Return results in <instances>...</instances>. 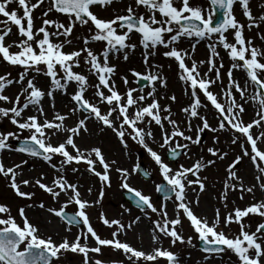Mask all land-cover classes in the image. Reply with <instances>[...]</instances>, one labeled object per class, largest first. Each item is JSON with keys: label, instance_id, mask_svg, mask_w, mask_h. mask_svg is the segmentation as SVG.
I'll use <instances>...</instances> for the list:
<instances>
[{"label": "snow or ice", "instance_id": "obj_1", "mask_svg": "<svg viewBox=\"0 0 264 264\" xmlns=\"http://www.w3.org/2000/svg\"><path fill=\"white\" fill-rule=\"evenodd\" d=\"M116 2L119 0H0V63L17 70L16 76L12 72L0 74V121L7 120L15 129L0 131V153L23 154L53 170L49 183L43 182L47 179L43 172L34 179H22L27 159L11 166L0 159V177L17 198L32 200L35 193L21 189L38 187L60 205L57 209L45 208L43 202L26 204L17 209L18 222L11 207L0 203V264H60L67 252L82 255L83 264H104L95 258L102 255V247L122 252L128 264H158L160 259L166 264H180L176 253L159 245L166 239L173 247L178 244L194 247L193 236L183 235L185 222L202 243L205 261L230 252L238 264H264V222L257 223L254 231L245 222V218L253 216L264 218V199L243 209L228 210L230 192H239L241 200L245 194L255 199L257 190L264 193V147H261L264 145V48L254 46L252 39L244 35L245 27L259 29L264 24V15L254 17L249 0H207L210 7L193 6L191 0H129L122 14L111 19L100 18L93 11ZM237 3L247 25L234 14ZM37 9L39 16L34 15ZM217 15L220 19H215ZM37 19L39 26L35 23ZM77 27H86L87 35H76ZM227 33H231L232 41ZM257 35L264 40L259 31ZM133 36L137 37L138 45L130 42ZM183 41L190 42L191 51L179 47ZM200 42L205 43L208 57L197 62L193 53ZM97 43L102 44L99 51L91 46ZM138 46L143 49L144 71L129 70L137 87H129L127 75H120L121 90L116 84V65L111 61L121 58L128 61L129 54ZM218 49H223L230 62L227 69ZM157 54L175 63L184 94L189 97V103L180 108L181 121L174 118L169 105L159 102L165 97L159 96L157 85L166 89L167 80L162 74L163 66L154 62ZM205 66L206 70L201 72ZM236 71L243 73L241 79L234 77ZM40 77L46 78L44 87L38 83ZM140 81L145 83L140 85ZM216 85L219 92L214 93L212 88ZM13 86L17 90L8 94ZM57 93L68 98L71 106L66 112L56 109ZM167 99L176 102L175 95ZM249 104L256 105L257 110L254 118L245 123V106ZM209 106L214 110L216 126L207 119ZM70 120L72 123H67ZM93 121L99 132L109 130L114 134L126 155L129 140L147 153L161 177V183L155 184V191L161 195L158 207L151 196L128 182L133 174L150 178V173L142 171L140 164L130 170L120 167L115 159L106 158L101 147L81 146L76 142L83 138L82 134H88V123ZM254 128L260 129L258 134L253 132ZM206 130L216 134L212 137L213 145L220 143L219 133H228L230 144H238L240 148V154L227 164L222 191L215 197L225 214L221 216L220 208H216L211 219L197 215L193 208V205L199 207L198 194L206 190L208 178L201 173L217 160L224 161L228 153L207 147V153L214 159L205 160L200 155L193 160L192 146H201V134ZM153 144L161 151L154 150ZM181 156L193 162L188 167L179 164L173 168L171 164ZM244 158L256 173L255 183L250 186L238 173ZM82 166L100 182L99 195L94 201L83 199L79 183L69 179V174L81 173ZM113 170L119 176L120 188L127 191L142 216L124 224L119 219L106 218L101 211L99 221L113 229L108 239L98 235L87 210L101 203L104 187L111 186ZM190 190L197 193L195 199H189ZM91 192L90 187L88 193ZM70 205L75 207L74 213L66 211ZM33 207L45 209L58 218L67 233L73 227L78 228L74 239L64 237L56 241L51 235L41 234L26 214V208ZM121 207L124 213H130L129 208ZM142 218L151 225L153 247L148 252L119 239ZM233 224L238 226L236 233L230 230ZM225 228L229 229L228 233ZM89 238L95 246H89ZM111 264H124V261Z\"/></svg>", "mask_w": 264, "mask_h": 264}, {"label": "rangeland", "instance_id": "obj_2", "mask_svg": "<svg viewBox=\"0 0 264 264\" xmlns=\"http://www.w3.org/2000/svg\"><path fill=\"white\" fill-rule=\"evenodd\" d=\"M35 0H33L34 2ZM122 0H119V2L113 3L111 6L107 7L106 9H100L98 7L93 8V11L98 15V17L103 19H111L115 14H122V10H119L116 12L114 10V6L119 4ZM129 1V0H128ZM191 3L193 6L196 5H202L204 7H210L207 0H191ZM12 7H15V5H12ZM47 3L44 4V8H47ZM249 7L251 9V12L254 17H259L260 15H264V0H249ZM38 15H40V10L37 9L35 11ZM234 14L242 24L247 25L246 18L242 15V10L240 9L238 3L234 6ZM63 19V18H61ZM66 23V21H64ZM36 25L39 26V21H35ZM15 31V29H13ZM260 32L262 35H264V24H261L260 28H252L251 30H248L247 27H245L244 35L247 38H251L253 41L254 46L264 48V40H261L259 36L257 35V32ZM76 35H79L81 37L87 35L88 29L85 27L84 29H80L77 27L75 30ZM228 36L229 41H232V35L231 33L226 34ZM15 37H10L7 39V42H11V39H14ZM130 42L137 43L138 45V39L136 36L132 37V40ZM94 47L97 51H99L102 48V44L97 43L94 45H91ZM180 48H185L191 51L190 42L183 41L180 45ZM66 51L68 49H65ZM220 51V54L224 56V65L225 69L229 67V60L227 59L223 49H218ZM12 51H16L15 48L12 49ZM160 51H163V49H160ZM142 52L143 49L139 46L137 49L129 54V60L124 61L122 58L120 60H112L111 62L116 65L117 73H116V84L117 87L123 90V84L119 80L120 75H127L129 77V87H137V84L132 83L133 77L130 75V69H135L139 72L144 71L143 67V61H142ZM208 56V49L205 46L204 42H200L196 44L195 51L193 53V58L199 62L201 60H206ZM136 59L138 60L139 64L136 62ZM153 62V61H150ZM154 62L157 64L162 65V74L165 76L167 80V88H160L157 85L158 94L159 96H164V99H160L159 102L161 105H169L171 107L172 112L175 114L174 118L178 121H181L183 118V114L180 112V108L186 106L189 103V97L184 94V85L182 82L179 81L176 65L173 61L168 60L164 58L163 56L157 54V56L154 58ZM190 64V62H189ZM171 65V67H169ZM206 70V66L201 68V72ZM5 72H12L13 76H16L17 70L11 68L6 63H0V74H3ZM234 77L236 79H241L243 77V73L236 71L234 72ZM38 83L41 87H44L46 84V78L40 77L38 79ZM225 84H226V77H225ZM214 92H219V85H216L213 87ZM17 89L15 86H13L8 94H12ZM147 90V89H146ZM69 91H72V89H69ZM175 95L176 96V102L172 103L167 99V96ZM158 96V98H159ZM60 100L58 101V104L56 106V109L60 111L61 113L66 112L68 110V107L71 105L68 103V98L61 96L59 94ZM67 105V107H66ZM246 112L243 116V120L245 123L250 122L254 116L255 112L257 110L256 105L249 104L246 105ZM47 111V109H46ZM203 113V110H202ZM207 119L209 123L212 126H216L217 120L214 118L215 113L214 110L211 109L209 106V109L206 113ZM67 123L71 124L72 121H68ZM90 122L88 123V125ZM196 122H193V128H195ZM89 127V126H88ZM14 127L7 122V120L0 121V131H14ZM260 129H253V132L255 134H258ZM106 137V141L109 145L106 147H103L102 145L99 146L103 150L105 156L107 159L112 160L115 159L117 161L118 166L123 168H128L129 170L137 164L139 161H141L146 169L152 174V179L150 181H145L141 179L138 174H133L129 178V184L138 190H141L144 194L151 196L153 204H155L157 207L159 206L161 199H157L155 196V184L161 183V177L159 176L158 170L155 168V165L151 161V159L148 157L147 153L143 151V149L139 148L138 145H136L132 141H128L129 143V149L127 150L128 154H125V150L122 148V146L119 144L117 139L115 138L114 134H112L109 130H105L102 132ZM205 135H203V140L200 142L201 146H192L191 155L193 156V160L198 158L200 155H203L205 157V160L207 159H214L211 157L206 149L207 147H217L220 148L223 151H226L228 153L227 158L224 161L217 160L215 165L207 167L202 173V176H206L207 182H206V190L203 193H199V207L197 208L195 205H193L194 211L197 213V215H205L204 209H209L210 216H208L209 219L212 218L214 210L216 208H220L221 216L225 214V209L223 205L219 202L218 199L215 197H218L219 193L222 191L223 181L225 180L226 173L225 168L228 163H230L234 158L235 155L240 154V148L237 145H231L230 144V135L228 133H219V139L220 143L217 145H213L212 137L213 133L207 132V130L204 132ZM203 134V133H202ZM201 134V135H202ZM24 135H27L25 133ZM194 135V133H193ZM14 142V141H13ZM89 142V140H88ZM87 142V143H88ZM96 144H99L97 142H94L92 145L97 146ZM85 145V144H84ZM82 145V146H84ZM111 146V147H109ZM154 150L161 151L158 149V146L153 144L151 145ZM261 147H264L262 145ZM115 150L120 155V157H117V154L115 153ZM141 154V157L138 155ZM163 155V152H161ZM4 155H6L12 164H18L22 160L27 159L28 164L24 166L23 168V176L26 177V179H34L36 178L41 172L45 173L47 176V179L43 181L44 183H49L53 177V170L51 168H48L46 165L43 164L42 161L32 159L30 157H26L23 154L19 153H0V158L4 161ZM193 160H189L185 158L184 156H181L177 162L172 163L171 166L173 168L177 167L179 164H184L185 167H188L191 165ZM165 162L168 163L167 159H165ZM9 164V163H8ZM97 170H102L98 168ZM238 173L241 177H243L244 183L246 184L245 177L248 173V183L249 186L255 183L254 176H255V170L251 166L250 161L247 158H244L242 162L238 166ZM21 177V178H22ZM247 178V177H246ZM25 179V178H22ZM69 179L72 182L79 183L80 185V191H81V197L83 199H86L88 201H94L97 199L100 191V182L98 181V178L91 176L86 171H84L83 166L81 168V173H78L77 175L73 176L69 174ZM120 179L118 174L113 170L111 172V186L104 187V196L101 199V203L99 205H96L90 209H88V215L90 217V222L92 221L93 228L97 231L98 235L101 236V238H108L111 239V231L113 229L107 228L105 225L102 224V222L99 221L98 216L99 213L102 211L105 213L106 218L108 219H119L124 224H128L133 220L136 216H142V213L136 208H133L128 203L124 202L122 200L121 191L120 188ZM92 189V192L88 193V188ZM196 187V186H193ZM22 191L25 192H33L35 195L33 196L32 200L26 201L22 200L20 198L15 197L14 193L11 191V189L7 186V182L4 178L0 177V203L7 204L12 209V215L17 218V221L19 222V217L17 215V209L19 207H23L26 204L29 203H35L39 204L40 202H43L45 205V208L47 207H54L59 208L60 205L53 203L50 199V197L43 193L42 190H40L38 187H22ZM198 191V190H197ZM197 193L189 191V199H195ZM240 193H229L228 195V210H232L234 207H239L243 209L244 207L250 205L251 203H254L256 200L264 199V193H261L259 190L255 193V199L249 194H245L244 199H239ZM61 202H63L64 197H61ZM127 207L130 209V213H124L123 208L121 206ZM67 209L75 211V207L73 205H70ZM168 210L169 214L172 213V204L169 201L168 202ZM26 214L29 218V220L37 225L40 229L41 234L48 236L51 235L53 240L60 241L62 238L67 237L70 241L74 239L75 235L78 233L79 229L76 227L72 228L71 233H67L64 231V227L62 224H59L60 231L55 233L54 230H50L47 227H43L40 223L41 219L42 221H46V218L49 216L56 218L52 216L50 213H48L45 209H41L39 207H33V208H26ZM155 219V216L152 217ZM58 220V218H56ZM264 218L253 216L249 218H245V222L251 224L252 231L255 230V226L257 223L263 222ZM52 222H49L50 224ZM61 223V222H60ZM150 222L147 219H141V221L135 225L131 230L127 231L126 234L120 235L119 239L121 241H126L129 243L133 248H136L138 250H143L145 252H148L152 249L153 245L151 243V233H150ZM225 233L229 232V229L225 228L223 229ZM231 232L236 233L238 232V226L233 224L231 226ZM183 235L185 238L189 235H192L195 237V234L191 231L188 224L185 222L183 227ZM48 233V234H47ZM64 234V236H60V234ZM193 238V245L194 247H187V246H181L176 245L175 247L171 246L168 240H163L161 242V245L163 248H166L174 253H176L180 259V264H238L236 257L230 253V252H224L220 255L210 257L208 261L204 260L205 253H203L200 249H198L196 242L194 243ZM83 242V241H82ZM95 246L94 241L89 238V246ZM196 251V254L194 252ZM92 256H95V254H90ZM95 258L101 259L103 262H112V261H124V264H128V261L125 260L124 255L122 252H114L110 248L102 247V255L95 256ZM60 264H83V257L80 254L67 252L65 253L60 260ZM158 264H166L165 260L160 259L158 261Z\"/></svg>", "mask_w": 264, "mask_h": 264}, {"label": "bare ground", "instance_id": "obj_3", "mask_svg": "<svg viewBox=\"0 0 264 264\" xmlns=\"http://www.w3.org/2000/svg\"><path fill=\"white\" fill-rule=\"evenodd\" d=\"M128 3H129L128 0H122L119 4L115 5L113 9L116 10V12H117V11H119L121 9L126 8V6H127ZM34 15L39 16L37 13H34ZM37 21H39V23H40V20L37 19ZM136 62L139 64V62H138L137 59H136ZM59 100H60L59 93H57L56 94V98H55V104H56V106H57ZM45 108L48 110L47 100L45 102ZM88 126H89L88 127V129H89L88 134H82V137L83 138L82 139H77V141H76L79 145H81V146L84 145V144L85 145H92L94 142L99 143V144H96L97 146H101L102 145L103 147H106L107 145H109L108 142L105 139L106 136L102 132H99L98 127H97V125H96V123L94 121L93 122H90V124ZM88 140H89V142H88ZM109 147H111V146H109ZM115 153L117 154V157H120V155L117 153L116 150H115ZM0 159H2V158H0ZM3 162L5 163L6 166H11L10 159L6 155H4V161ZM247 175H248V173H247ZM247 175H246L247 178L245 177V181H246V185H249V183H248V176ZM22 178H25L26 179L25 176L22 177ZM204 213H205V215L210 216L209 209H204ZM49 222H52V223L48 224ZM40 223H41V225L43 227H47L50 230H54L55 233L59 232L60 231V228H61L59 226L60 222L58 220H56V218H53V217H51L49 215L46 218V221L45 220L42 221V219H41ZM57 230H59V231H57ZM58 234H60V233H58ZM60 236L63 237L64 234H60Z\"/></svg>", "mask_w": 264, "mask_h": 264}, {"label": "water", "instance_id": "obj_4", "mask_svg": "<svg viewBox=\"0 0 264 264\" xmlns=\"http://www.w3.org/2000/svg\"><path fill=\"white\" fill-rule=\"evenodd\" d=\"M141 170H142V167H141Z\"/></svg>", "mask_w": 264, "mask_h": 264}]
</instances>
